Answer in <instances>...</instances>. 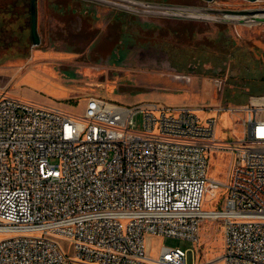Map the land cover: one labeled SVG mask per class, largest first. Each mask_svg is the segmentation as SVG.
I'll return each mask as SVG.
<instances>
[{
  "label": "built area",
  "instance_id": "1",
  "mask_svg": "<svg viewBox=\"0 0 264 264\" xmlns=\"http://www.w3.org/2000/svg\"><path fill=\"white\" fill-rule=\"evenodd\" d=\"M255 2L240 18L264 19ZM203 110L91 94L76 114L0 88V264H195L180 246L147 255L145 235L196 245L206 219L222 223L223 264H264V93ZM225 110L249 115L233 140L217 134ZM224 153L221 180L209 161Z\"/></svg>",
  "mask_w": 264,
  "mask_h": 264
},
{
  "label": "rangeland",
  "instance_id": "2",
  "mask_svg": "<svg viewBox=\"0 0 264 264\" xmlns=\"http://www.w3.org/2000/svg\"><path fill=\"white\" fill-rule=\"evenodd\" d=\"M8 1L12 3L15 0H0V84L15 96L21 93L76 114L83 112L91 94L127 105L140 98L167 104L177 97L190 101L188 105L205 106L206 110L199 113L205 116L216 105H245L251 95L264 93V19L253 22L249 17L225 16V10L257 11L261 2L135 0L144 5L137 7V10L131 8L134 7L132 3L119 8L122 7L128 11L127 14L134 16L133 20H137L128 24V31L138 36H127L123 42L124 53L115 54V60L102 61L111 68L86 71L85 76L78 77L54 63L53 69L30 71L18 83L16 79L30 63L32 52L42 50L41 47L46 44L34 45L31 40L29 0H16L13 11L6 13L7 10L2 9ZM113 1L122 3L120 0ZM161 5L199 10L185 15L178 10L167 12ZM72 40L73 37L68 38V48H72ZM74 43L78 44L77 41ZM49 46L62 47L61 44ZM33 63L39 62L35 59ZM118 66L132 67L133 70L122 68L116 71ZM156 71L190 74L195 79L183 86L171 83L165 86L163 77ZM214 79L222 81L221 90ZM248 116V112L223 111L217 121L218 136L233 140L234 135H242L241 121ZM250 116L253 117L252 113ZM258 117L264 118V112L259 113ZM209 163L210 175L225 180L230 155L224 153L221 159L211 157ZM214 193L206 194L205 208L212 207L210 199ZM219 195L223 196V190ZM214 205L219 207L218 204ZM62 243L66 245L65 240ZM145 245L146 253L150 256L157 255L162 245L180 246L189 249L188 263L223 264V232L219 219H206L201 223L196 245L184 238L152 234L145 235Z\"/></svg>",
  "mask_w": 264,
  "mask_h": 264
},
{
  "label": "crops",
  "instance_id": "3",
  "mask_svg": "<svg viewBox=\"0 0 264 264\" xmlns=\"http://www.w3.org/2000/svg\"><path fill=\"white\" fill-rule=\"evenodd\" d=\"M36 4L39 44L46 45L41 47L42 50L32 52L30 63L16 79L18 83L28 72L39 68L49 71L53 69L54 63H56L55 66H63L64 71H69L70 75L78 77L85 76L86 71L89 73L94 69L111 68L102 61L105 59L115 60V54L124 53L123 42L127 36H138L128 31V24L133 23L134 16L127 14L128 11L125 9L108 3L92 0H36ZM140 26L142 27V25ZM69 37H73L72 48L66 46L70 43ZM76 41L77 45L74 43ZM52 44H61L62 47L49 46ZM35 59L39 63H33ZM91 59H96L98 62H92L95 60ZM122 68L133 70L132 67L118 66L116 71L122 70ZM155 73L163 77L162 83L165 86L169 83L179 86L188 84L176 78L175 74L177 73L162 71ZM194 79L193 76L192 82ZM0 86L4 88V85L0 84ZM18 96L35 100V98L21 93H18ZM146 101L151 100L135 99L132 104ZM183 103L187 104L190 101L176 97L175 101L167 103V105H181Z\"/></svg>",
  "mask_w": 264,
  "mask_h": 264
},
{
  "label": "water",
  "instance_id": "4",
  "mask_svg": "<svg viewBox=\"0 0 264 264\" xmlns=\"http://www.w3.org/2000/svg\"><path fill=\"white\" fill-rule=\"evenodd\" d=\"M211 1V0H208ZM249 1H255V0H249ZM140 2V1H139ZM166 11L168 12L169 10H178L183 12V14L188 15V14H193L192 12L198 11L199 9L193 8V7H182V6H169V5H161ZM165 11V12H166ZM225 12L230 13V14H248L251 13L252 11H237V10H225ZM30 32H31V37H32V42L34 45H38L40 40H39V35L37 32V4L36 0H30Z\"/></svg>",
  "mask_w": 264,
  "mask_h": 264
},
{
  "label": "bare ground",
  "instance_id": "5",
  "mask_svg": "<svg viewBox=\"0 0 264 264\" xmlns=\"http://www.w3.org/2000/svg\"><path fill=\"white\" fill-rule=\"evenodd\" d=\"M120 1H122V3H119V2H116V1H113V0L109 1V3L119 4V5L124 6V7H128L129 6L127 3H132V4H134V7H131V8L134 9V10H137V7H141V6L144 5V3L139 2V1H135V0H120ZM151 7H155V6H151ZM145 11H147V12H155V11H150V10H145ZM257 13H258L259 16L261 15L260 12H257ZM225 16L229 17V18H235V17H243L244 15H240L239 16V14L237 15V14H230V13L227 14L226 13Z\"/></svg>",
  "mask_w": 264,
  "mask_h": 264
},
{
  "label": "trees",
  "instance_id": "6",
  "mask_svg": "<svg viewBox=\"0 0 264 264\" xmlns=\"http://www.w3.org/2000/svg\"><path fill=\"white\" fill-rule=\"evenodd\" d=\"M16 1V0H15ZM15 1H13L12 3H11V1L9 2H7L6 4H5V8H3L2 10H7V12L6 13H9V12H11V11H13V9L15 8ZM1 10V11H2Z\"/></svg>",
  "mask_w": 264,
  "mask_h": 264
},
{
  "label": "flooded vegetation",
  "instance_id": "7",
  "mask_svg": "<svg viewBox=\"0 0 264 264\" xmlns=\"http://www.w3.org/2000/svg\"><path fill=\"white\" fill-rule=\"evenodd\" d=\"M92 1L103 2V3H109L108 0H92ZM106 1H107V2H106ZM116 2H118V1H116ZM110 4H113L114 6H117L118 8L120 7V6H118V5L114 4V3H110ZM121 8H122V7H121ZM29 11H30V0H29ZM29 15H30V14H29ZM30 37H31V32H30ZM31 40H32V37H31ZM39 40H40V38H39Z\"/></svg>",
  "mask_w": 264,
  "mask_h": 264
}]
</instances>
